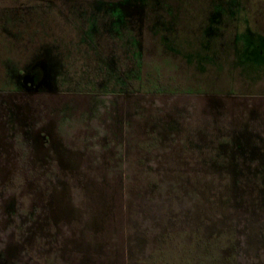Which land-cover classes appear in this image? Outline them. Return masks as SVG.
<instances>
[{
    "label": "flooded vegetation",
    "instance_id": "flooded-vegetation-1",
    "mask_svg": "<svg viewBox=\"0 0 264 264\" xmlns=\"http://www.w3.org/2000/svg\"><path fill=\"white\" fill-rule=\"evenodd\" d=\"M5 1L11 3L10 0ZM23 1L27 2V0H17L19 4L17 11L28 9ZM60 1L69 2V0ZM30 2L34 7L41 8L46 4L56 5L57 1L30 0ZM125 2L120 1L117 4L122 6ZM132 3L133 0L130 4ZM136 3L133 4L134 8L130 7L132 11L126 14L129 19L137 14L139 1L137 5ZM226 3V13L230 14L231 23H236V26L232 28V32H225L231 42L228 49H226L228 44L225 33H222L218 51L224 53L228 50L231 56H235L236 67H240L242 63L252 62L255 66L254 71L241 80L244 89H248L249 84L264 82V29L259 27L256 30L251 27V14L247 15L248 10L241 5L243 2L227 0ZM261 3L263 1L259 0L258 4ZM255 13V18L259 22L264 21L259 11ZM222 16L223 9H216L212 13L209 27L203 33L206 41L218 34L216 26ZM262 24L260 22V25ZM262 26L264 28V24ZM4 27H0L1 32ZM132 39L134 41L132 45L128 47L125 45L124 49L117 48L113 70L103 71L106 74L104 86L98 89L92 86V91L84 93L91 92L92 94L89 95L93 97H104L110 101V104L113 100L117 110L111 105L109 108L113 109L114 115L119 116L124 123L119 121L116 130L113 129L119 140L114 138L111 140L115 136L109 133L112 126L104 121L98 123L96 130L99 134L95 136L97 138L91 136L88 131L89 126L75 129L73 125L68 136L64 135L65 133L61 134L59 127L54 125L55 120L52 115L55 112L52 111H58L56 107L67 96L73 99L76 94H73L72 85L75 82L71 77L69 81L71 86L65 91L66 93L62 91L63 89H57L49 94V91L42 89V84L46 82L48 75L58 73V69L53 64H48L49 70L47 66L42 65H34L29 70H25L20 75L18 90L12 89V84L5 87L6 76L0 72V94L18 95L14 102L16 106L21 105L22 102L25 104L26 100H29L28 109L32 111L25 121V129H22L25 133L24 139L28 143L21 144L22 141L17 139L20 126L16 120L13 124V133L11 132V136L14 137L13 140L9 139L11 143L5 153V159L13 154V164L15 158L17 159V169L11 171V175H8L5 181L0 175V195L3 194L4 199L7 197V201L12 200V205L14 204L15 207L7 225H5L6 219L0 221V264H17L21 259L15 245L13 249L7 246L8 239L13 244L21 246L23 244L26 256L32 260L31 264H186L188 254L197 257L193 264H238L236 252L230 253L229 256L224 254L231 252V247L236 243L237 232L231 225L233 222L228 223L229 228L219 225L222 228L210 238H204L201 234L206 226L204 219H199L203 226L198 231L201 235L191 234L186 228V222L182 218L184 219L187 214L191 220L189 222L195 221L197 224V215L202 216L204 209L203 195H199V192L195 194L196 189H185L184 184L188 179L186 175L174 177L175 180L170 187L173 194L178 197V201L173 199L171 203H167L166 208H163V202H157L156 199L164 190L162 186H157V190L154 191L155 196L149 193L154 189V182H157L159 177L154 172L137 169L144 167V162L147 160L144 159L147 155L143 154L137 161V150L148 153L149 158H152L153 147L149 145L148 148V144H152L156 138L154 132L149 129L145 131L149 141L136 138L139 136L136 133L137 97L165 94L169 98L171 95L180 94L168 93L169 89L163 85L159 87L162 90H150L152 85V77L148 78L150 75H146L144 82L139 84L138 80L142 79V76L138 77L136 69L132 70L129 67L132 61L129 58L135 57L138 47L143 59L146 55L143 47L137 44L135 34L132 35ZM80 46L81 44L79 50ZM129 47L133 53L131 55L127 51ZM99 52L97 50L96 53L106 60L107 57L103 56L104 52ZM83 71L86 70L83 69L81 72ZM78 82L74 85H77L76 88L80 93L82 87H78ZM86 83L94 84L92 81ZM114 83L119 86H113ZM43 93L49 94L51 101L43 102L40 98ZM197 96H200L197 97L199 100L205 99V101L215 96L214 102L206 101L203 109L200 106L202 111L197 118L199 142L197 155H204L216 174L206 175L205 178L219 180V186L223 182L233 185L240 178L260 180L256 183L258 198L254 200L264 204V88H258L257 91L199 93ZM239 99L244 101L235 102L236 104L231 102ZM256 99L258 102H251ZM201 104L199 101L198 106ZM231 104L234 107L230 106ZM102 109L105 110L106 107ZM44 111L46 114H43ZM47 114L48 116L45 117ZM127 118L130 122L128 125ZM54 127L58 128L60 133L55 131ZM20 134L22 136V133ZM58 135L60 140L57 139ZM52 147L55 152L52 151ZM17 153L18 157L15 155ZM50 154H52L50 162L44 163L43 158L46 155L49 158ZM95 162L99 163V166ZM25 171L28 173L25 174ZM196 176L199 179L201 175L196 174ZM230 180L234 182L229 183ZM184 190H187L189 195L183 196ZM227 193L225 196L228 197ZM54 198H58L57 203ZM154 198L157 206L153 212L155 210L158 212L155 217L151 215L150 219L145 220L144 202L150 203ZM169 212H177V216L172 217L179 220L178 230L170 228ZM30 213H33V219L29 220V224L28 222L24 224L23 217H27ZM6 214L8 216V213ZM4 217L6 218L5 215ZM155 219L163 223L157 225L158 221L156 222ZM30 222L33 225H30ZM148 226L152 227L153 231L148 232L147 228H144ZM156 226L159 227L155 231ZM137 232H141L140 244L143 250L141 256H133L132 251L129 250L133 244L136 245ZM25 233L30 235L24 241ZM187 249H194L195 252H189L190 250Z\"/></svg>",
    "mask_w": 264,
    "mask_h": 264
},
{
    "label": "rangeland",
    "instance_id": "rangeland-1",
    "mask_svg": "<svg viewBox=\"0 0 264 264\" xmlns=\"http://www.w3.org/2000/svg\"><path fill=\"white\" fill-rule=\"evenodd\" d=\"M10 1L11 3L0 0V27L5 26L2 32L0 31V72L6 76L5 87L12 84V89L18 90L20 75L34 65L47 66L49 70L48 64H53L58 69L57 75H48L46 82L42 84V89L49 91V94L57 89L67 91L71 86L69 82L71 77L75 83L79 81L77 84L78 87H82V91L80 90L79 93L74 83L72 88L74 89L73 94L76 95L73 99L71 100L72 97L66 95L68 99L66 97L56 107L58 111H52L55 112L52 115L55 120L54 125L59 127L61 134L65 133L64 135L67 136L74 125L75 129L89 126L88 131L91 136L95 137L99 134L96 130L98 123L104 121L112 126L109 133L115 136L111 140L113 138L119 140L113 129L116 130L121 120L119 116L114 115L113 109L117 110V108L113 100L110 104V101L104 97H93L89 95L91 92L84 93L92 91L93 87L98 89L104 86L106 74L103 71L113 70L117 48L124 49L125 45L126 47L132 45L134 43L132 35H136L137 44L143 47L146 56L143 59L137 46L135 57L129 58L132 61L128 65L132 70L136 69L138 77L142 76V79L138 80L139 84L144 82L146 75H150L148 76V78L152 77L150 90H162L159 87L163 85L169 89L168 93L180 94L171 95L169 98L165 94L137 97L136 133L139 136L136 138L149 141L148 135L145 134L147 129L154 132L156 137L152 144H148V148H150L149 145L153 147L152 158H149L148 153L138 150L136 153L137 161L143 154L147 155V158H144L147 159L144 167L137 169L154 172L159 177L157 182H154V189L149 193L155 196L154 191L157 190V186H162L164 190L157 195L156 199L157 202H163L162 207L166 208L167 203H171L173 199L178 201V197L173 194L170 187L175 180L174 177L186 175L188 179L184 184L185 189H196L195 194L199 192L198 194H202L204 198L203 217L201 214L197 215V224L195 221L189 222L191 220L187 214L184 219L182 218L191 234H202L204 238H210L219 228H229L228 223L233 222L231 225L237 232L236 243L231 247V252H224L225 256L236 252L238 264H264V204L254 200L258 198L256 183L260 180L240 178L233 185L223 182L219 186V180L205 178L206 175L215 176L216 174L213 166L205 160L204 155H197V144H199L197 118L202 111L200 106L203 109L206 101H215L213 99L215 96H211V100H199L197 97L200 96L197 94L257 91L258 88H264V82H262L249 84L248 89H244L245 86L241 82L242 77L247 74L251 75L255 66L252 62H246L236 67L235 56H231L228 50L224 53L218 51L222 33L232 32V28L236 26V23H231L230 14L226 13L227 0H142V2L133 0L132 4H130L131 0L130 2L128 0H69V2L56 0V5L55 3L46 4L41 8L34 7L30 0H27L23 2L28 9L22 12L16 9L19 6L17 0ZM120 1L126 2L121 6L117 4ZM138 1L137 14L135 13L136 15H132L129 19L126 14L132 11L130 7L134 8L133 4ZM238 1L244 3L241 5L248 10L247 15L251 14V27L256 30L259 27L264 29L262 26L264 21H260L263 23L260 25L254 15L259 11L261 17L264 18V0H260L263 1L261 4H258L259 0H247V3L245 0ZM216 9H223V16L216 26L218 34L206 41L203 33L209 27L211 15ZM18 12L21 13L18 14ZM227 37L228 34L225 33L226 44H228L226 49L231 43ZM79 44H81L80 50ZM97 50L100 51L99 53L104 52L103 56L107 57L106 60L96 53ZM127 51L130 55L133 54L130 47ZM83 69L86 71L81 72ZM91 81L94 84L88 83L87 85L86 82ZM113 86L118 87L119 84L114 83ZM49 94L43 93L41 100L51 101ZM17 96L14 93L0 94V175L4 181L8 175H11V171L17 169V159L15 158V164H13V154L10 157L7 155L8 159L4 158L9 148L8 145L11 143L9 139L13 140L14 137L11 136V132L13 133V124L16 120L20 126L17 139L22 141L21 144L28 143L24 139L25 133L22 129H25V121L32 114L27 104L30 101L26 100L27 103L22 102L21 105L17 103L16 106L14 102ZM199 101L203 105L198 106ZM243 101L244 99H239L231 102L236 104ZM253 101L258 102L257 99L251 102ZM109 105L112 106V110ZM230 106L234 107L232 104ZM43 114L46 112L44 111ZM47 116L48 114L45 115ZM128 118L127 125L130 123ZM54 129L60 133L58 128L54 127ZM31 133L33 134L32 130ZM57 139L60 140V137ZM64 140H66L65 136ZM54 148L57 150L56 147ZM52 151H54L53 147ZM15 155L18 157V153ZM51 156L52 154L49 158L47 155V158H40H43L46 163L50 162ZM95 163L99 166V163ZM27 173L28 171H25V174ZM196 174L201 175L199 179ZM230 182L233 183L234 180ZM182 192L183 196L189 195L187 190ZM226 193L229 194V199L225 196ZM233 194L234 196H231ZM2 197H4L3 194L0 195V213L2 212L0 221L6 219L5 225H7L15 207L14 204L12 205V200L7 201V197L5 199ZM57 199L54 198V201L56 202ZM157 202L155 198L150 203L144 202L145 220L150 219L151 215L156 216L158 210L154 212L153 210ZM32 214L23 217L24 224L26 222L29 224V220L33 219ZM172 216L176 217L177 212H169L170 228L178 230L179 220ZM199 219H204L206 225L201 234L198 231L203 226ZM155 221H158L157 225L163 223L159 219ZM221 224L223 226L219 227ZM30 225L33 223L30 222ZM157 227L159 226L155 227V231ZM144 228H147L148 232L153 231L152 227ZM141 232H137V246L133 244L129 249L133 256H141L143 253L140 244ZM29 235L25 233L24 241ZM189 238L191 239L192 236L190 235ZM7 242V246H11L12 249L13 245L18 248L21 259L17 264L32 263V260L26 256L23 244L22 246L13 244L10 239Z\"/></svg>",
    "mask_w": 264,
    "mask_h": 264
},
{
    "label": "trees",
    "instance_id": "trees-1",
    "mask_svg": "<svg viewBox=\"0 0 264 264\" xmlns=\"http://www.w3.org/2000/svg\"><path fill=\"white\" fill-rule=\"evenodd\" d=\"M190 250V251H189ZM187 249V251H189V252H195V250L194 249ZM186 251V252H187ZM189 256V257H188ZM197 260V257L195 258L194 256H190L189 254L187 255V258H186V264H193L195 261Z\"/></svg>",
    "mask_w": 264,
    "mask_h": 264
},
{
    "label": "water",
    "instance_id": "water-1",
    "mask_svg": "<svg viewBox=\"0 0 264 264\" xmlns=\"http://www.w3.org/2000/svg\"><path fill=\"white\" fill-rule=\"evenodd\" d=\"M27 82V81H26Z\"/></svg>",
    "mask_w": 264,
    "mask_h": 264
}]
</instances>
